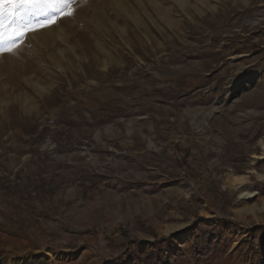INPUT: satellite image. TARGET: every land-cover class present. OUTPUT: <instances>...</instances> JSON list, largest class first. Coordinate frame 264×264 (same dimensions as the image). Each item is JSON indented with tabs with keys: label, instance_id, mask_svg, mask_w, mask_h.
Segmentation results:
<instances>
[{
	"label": "rangeland",
	"instance_id": "1",
	"mask_svg": "<svg viewBox=\"0 0 264 264\" xmlns=\"http://www.w3.org/2000/svg\"><path fill=\"white\" fill-rule=\"evenodd\" d=\"M33 2L62 0H0V262L131 264L155 243L264 264V0H71L12 23Z\"/></svg>",
	"mask_w": 264,
	"mask_h": 264
},
{
	"label": "trees",
	"instance_id": "2",
	"mask_svg": "<svg viewBox=\"0 0 264 264\" xmlns=\"http://www.w3.org/2000/svg\"><path fill=\"white\" fill-rule=\"evenodd\" d=\"M260 34L259 31L252 32L250 34L255 36ZM253 50L256 52H263L264 47L253 46ZM260 193H264V186L259 188ZM253 237H257L258 239V247L257 253L259 256H264V226L257 225L254 226L250 232ZM193 248L192 255L196 260L203 259L211 252V247L214 245L209 241V236L207 233L200 232L196 233L193 237ZM131 264H178L175 255L168 254L166 251L157 247L155 243H150L147 248L143 250L140 254H131ZM0 264H5L4 261L1 260ZM18 264V263H15Z\"/></svg>",
	"mask_w": 264,
	"mask_h": 264
},
{
	"label": "snow or ice",
	"instance_id": "3",
	"mask_svg": "<svg viewBox=\"0 0 264 264\" xmlns=\"http://www.w3.org/2000/svg\"><path fill=\"white\" fill-rule=\"evenodd\" d=\"M70 2H71V0H62V2L58 3L55 6V8H50V7L44 6V5H42V4L38 3V2H33V3H30V4H18L12 10V12L9 13V15H11L13 17L12 23H14L16 19L22 18L23 14H26V13H29V12H36L37 14H41L37 10L43 8V12L47 13V15H48V23H54L55 21L52 19L53 13H61V12H63V9L65 7H67V4L70 3ZM66 14L70 15L71 13L69 12V13H66ZM2 15H3V13H0V16H2ZM36 26L37 27H44V26H47V24H44V25L37 24ZM23 27H26V25L23 26ZM26 34L27 33L24 32V31H18L17 34L12 37V39L13 40H20ZM6 50L7 51H11L12 49L8 48Z\"/></svg>",
	"mask_w": 264,
	"mask_h": 264
},
{
	"label": "bare ground",
	"instance_id": "4",
	"mask_svg": "<svg viewBox=\"0 0 264 264\" xmlns=\"http://www.w3.org/2000/svg\"><path fill=\"white\" fill-rule=\"evenodd\" d=\"M261 147H262V151H263V154H264V142H261Z\"/></svg>",
	"mask_w": 264,
	"mask_h": 264
}]
</instances>
